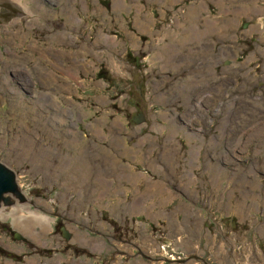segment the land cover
<instances>
[{
	"label": "rangeland",
	"instance_id": "374dc122",
	"mask_svg": "<svg viewBox=\"0 0 264 264\" xmlns=\"http://www.w3.org/2000/svg\"><path fill=\"white\" fill-rule=\"evenodd\" d=\"M44 1L50 6L41 13L30 12L11 25L0 20V79L7 78L9 83L0 86V158L17 170L28 198L0 210V264H28L31 259L40 264H98L97 249L86 248L91 242L83 240L87 239L85 235L94 240L113 238L116 252L128 251L131 244L136 247L134 256L125 255L123 263L105 257L104 264H131L137 258L142 264H147L144 258H153V264H180L168 259L182 258L171 245L184 246L180 241L183 238H194L196 242L191 243L196 248L199 243L202 264H218L221 258L226 260L224 264H233L229 261L231 249L242 258L240 264H264V0H127L138 1L142 6L138 11L135 5L133 10L129 5L119 7L115 0H85L88 9H84L82 0ZM66 1L78 10L80 25L66 23L61 13ZM3 9L0 6V11ZM136 15L143 22L141 28ZM208 21L216 22L217 29L207 32ZM164 24L166 27H161ZM100 28L109 38L106 34L102 40L97 38ZM62 30L73 41L57 40L52 47L49 37ZM199 31L201 37L195 39ZM177 38L186 42L181 45ZM190 38L195 45L199 41L198 45L187 42ZM164 42L169 43L168 48L158 49ZM66 44L83 52L79 50L74 56L65 53ZM53 48L61 51L54 53ZM136 58L140 59L138 63ZM152 63L153 69H158L152 74L155 85L167 78L161 91L170 97H164L162 102L166 104L161 105L152 99L155 92L153 97L148 96L156 119L151 116L150 129L145 131V121L131 122L132 113L126 104L132 99L136 102L132 110L138 113L136 106H140L148 115L147 104L139 96L142 85L138 75L141 67L145 70ZM104 64L110 82L116 77L118 84L95 83L101 81L99 69ZM185 69L193 74H189L190 82L180 98L179 90L174 89L179 81L172 73L179 71L174 75L182 73L184 80L188 77ZM101 96L108 100H99ZM61 108L69 109L67 115ZM162 112L165 117L159 116ZM117 118L122 126L114 124ZM89 124L106 136L97 137L90 132ZM144 135L146 141L140 147L138 139ZM117 137L125 139L126 148L117 145ZM211 137L214 142H210ZM139 147L141 150H137ZM112 162L121 163L119 173ZM128 165L132 173L127 171ZM116 175L122 178L121 184ZM128 179L136 180L134 186ZM159 182L174 193L171 202L162 196ZM146 183L152 189H146ZM247 190L257 193L245 201L242 198L239 206L237 200ZM179 195L182 202L177 205ZM17 206L28 215L43 218L49 230L43 228V222H33L32 236L29 234L27 240L16 238L15 230L21 229L11 214L21 216L13 212ZM144 208L149 211L141 210ZM106 209L118 216L102 221L100 213ZM28 215L26 220H31ZM171 220H176L177 229L189 230L187 236L174 231ZM130 224L136 227L129 230ZM60 226L71 231V238ZM204 228L207 233L196 238L194 233ZM110 230H118L113 233L117 238ZM167 236L173 243L162 249L153 242L166 241ZM124 242L128 243L126 247ZM218 244L226 246V258L219 254Z\"/></svg>",
	"mask_w": 264,
	"mask_h": 264
},
{
	"label": "flooded vegetation",
	"instance_id": "af4514ba",
	"mask_svg": "<svg viewBox=\"0 0 264 264\" xmlns=\"http://www.w3.org/2000/svg\"><path fill=\"white\" fill-rule=\"evenodd\" d=\"M42 1H44V0H42ZM44 7H47V5L46 6H44ZM140 17V16H139ZM141 19V18H140ZM178 19L179 20H182L179 16H178ZM1 20V19H0ZM1 23H4V21H1ZM6 24H8V23H6ZM161 27H166V24H164L163 26H161ZM157 30H160V29H157ZM165 35H170V33L169 32H167V31H165ZM177 35V34H176ZM193 37H195V39L196 38H199V37H201V36H199V35H197V36H193ZM192 37V38H193ZM177 40L180 42V44L182 45V44H184L186 41L183 39V38H177ZM187 42H189V43H191L192 42V44H193V46H196V45H198V43H199V41H198V43L195 45V42L196 41H194V40H192L191 38L190 39H188L187 40ZM164 45V47H166V48H168V45H169V43L168 42H164L163 43ZM170 44H171V42H170ZM215 49H216V46L214 47ZM130 54H132V53H130ZM191 60V59H190ZM136 61H137V63H138V61H140V59L139 58H136ZM184 62V61H183ZM194 65V64H193ZM111 66H112V70L113 71H118L117 69H114L113 68V65L111 64ZM191 68H194V67H191ZM152 69H153V67H152ZM184 68H182V69H180V70H183ZM215 69V68H214ZM100 71H102V75L100 76V78L99 79H101V82L102 83H104V84H108L109 86H113V85H116V84H118L119 83V79H116L115 80V78L116 77H112V79H111V82H110V78L106 75V73H108V69H106L105 68V64L104 65H102L101 66V68L99 69ZM216 70V69H215ZM139 71L141 72L138 76H140V80H141V89H140V92H141V95H139V96H141V97H143L144 98V100H145V102H146V104H147V111H148V115L146 114V111L145 110H143L140 106H136V109L138 110V113L135 111V110H132V105L134 106L135 104H136V102L134 103V101H132V99H131V101H130V103H129V105H127L126 104V107L129 109L128 111H129V113H132L131 114V116H130V119H131V122H133V120L136 122V120H137V122H141V121H145V124H146V129H145V131H148V129H150V127L148 126V124H149V122H150V119H151V116L153 117V118H155L156 119V116L155 115H153L152 114V101L148 98V96L149 95H151L152 94V97H153V95H154V92L156 93V96L154 97V98H152L154 101H156V102H158L159 104H161V105H165L166 103H164V102H162L163 100H161V101H159V100H157V98H159V94L154 90V89H159V91L160 92H162L161 91V88H164V82H160L159 83V86L156 84L155 85V81L153 80V73L154 72H156V69H153V71H150L149 69H148V65H147V67H146V69L144 70V67H141L140 69H139ZM117 74V73H116ZM157 74H159V73H157ZM171 74V73H170ZM169 74V75H170ZM160 77H161V74L159 75ZM159 77V78H160ZM132 78V77H131ZM131 78L129 77L128 79H127V81H130L131 80ZM136 79H137V77H135ZM113 81V82H112ZM177 81V80H176ZM174 84V83H173ZM135 88L136 87H133V92L135 93ZM149 92H151V93H149ZM133 98H135V100H136V97H133ZM106 100H108V99H106ZM121 103H122V101H121ZM139 104H143L142 102H139ZM116 106H117V110H119V113L121 114V112H122V110H120V101H118V102H116ZM163 109V108H162ZM137 114V115H136ZM159 115V114H158ZM160 117H165L164 115H162V114H160L159 115ZM81 129V128H80ZM83 131H84V129H83ZM165 141H166V139H165ZM173 190V189H172ZM94 191V190H93ZM168 193H169V191H168ZM168 193H166V195L168 194ZM170 193L172 194V196L170 197V199L168 200V201H172L171 199L172 198H174V193L172 192V191H170ZM183 195H186V194H184L183 193ZM182 202V199H181V196L179 195V202L177 203V205L178 204H180ZM184 203V202H183ZM168 203H166V205H167ZM184 204H186V203H184ZM200 209H198L197 211H194L193 210V212H198ZM110 212V210L109 209H106V212H104V213H100V219H102V221H111V218H116V216H118V214H110L109 213ZM86 214H87V212H86ZM144 214H146L145 212H144ZM11 215H13L14 216V220L16 219V220H18L19 218H21L22 216H20V215H18V218H17V216L16 215H14V214H11ZM147 215V214H146ZM134 217V216H133ZM23 218V220L25 219V216H23L22 217ZM52 218V217H51ZM53 219V218H52ZM203 220V219H202ZM19 221V220H18ZM174 221H176V220H171L170 221V223L172 224V229L174 230V231H178V232H182L183 233V235L184 236H187V232H189V230L188 231H184V229L182 228V229H177L175 226H174ZM105 222V223H106ZM185 222H186V219H185ZM19 223V222H18ZM17 224V223H16ZM133 226H135V225H129L128 226V228H129V230L133 227ZM136 227V226H135ZM137 227H138V225H137ZM191 227V226H190ZM141 229H140V231H142L143 230V228L142 227H140ZM60 229H61V231L63 232V234L67 237V238H71V232H70V230L68 229V228H66V226H60ZM67 231V233H65V230ZM191 229H193V228H191ZM111 231V230H110ZM109 231V233H111L112 234V236H114L115 238H117V235L116 234H113V233H117L118 232V230H113V231H111L110 232ZM19 234L20 235V237L19 236H17L16 234ZM207 232H206V229L204 228V230L203 231H201V232H195L194 234H195V237L196 238H201V237H203L205 234H206ZM14 235H15V237L16 238H22V239H24V240H27L29 237H27L24 233H22L20 230H18V229H16L15 230V232H14ZM226 235V234H225ZM85 237H86V235H85ZM105 236H102V238L100 239H97V240H94V239H92V237H89V236H87L86 238L87 239H89L88 240V242H95V243H97V245H96V247H94V246H90V245H88L86 248L87 249H90V248H95V249H97V253L99 254L98 255V260H97V262H98V264H104V262H105V259L107 258V257H109L110 259H113V260H115L116 258H117V261H119V259H120V261H121V263H123L124 262V260H122L124 257H126L125 255H129L130 257L129 258H131L132 256H134V249H136V247L134 246V244H131L130 245V248H128L129 250L128 251H125V250H122L121 252L120 251H115V249H117V247H115V244H114V242H113V238H110L109 236H108V238H106V239H103ZM191 240L192 241H194V242H196L195 240H194V238H183L182 240H180V241H183L182 242V245H184V246H179V245H171L172 246V248H173V250H174V252L176 253V254H178V255H182V258L180 257V256H176V257H170V259H168V261H174V262H177V263H180V264H186L187 262H190L191 264H202V261L200 260L201 259V254H200V252H201V249H200V247H199V243H196L198 246H197V248L196 247H193L192 246V243H191ZM215 240H217V238H215ZM177 241H179V240H175V242H177ZM155 244H156V246L157 247H159L160 249H162V247L163 246H165L166 244H172L173 243V240L171 239V237L170 236H167V240L166 241H163V240H161V241H153ZM184 242H188L187 244H184ZM144 243L146 244L147 242L146 241H144ZM123 244V247H126V245H128V243H126V242H124V243H122ZM236 245V244H235ZM234 245V246H235ZM189 246V247H188ZM101 247H102V249H101ZM108 247H111V250H105L106 248H108ZM232 248V247H231ZM190 249H196V251H194V252H190L189 250ZM219 249H221V252H219V254H222L225 258H226V255H227V253H226V246L224 245V244H218L217 245V250H219ZM218 252V251H217ZM217 252H216V255H217ZM106 257V258H105ZM158 258H164V257H162V256H160V257H158ZM214 259L215 260V256H214V254H212V257H211V259ZM152 259L153 258H144V260L145 261H147V264H149V262H150V264H153V261H152ZM242 258H240V257H238V255H237V253H236V251L235 250H232L231 249V251H230V253H229V261H232L233 260V264H240V260H241ZM149 261V262H148ZM28 264H31L30 263V261H28L27 262ZM129 263H131V264H142L140 261H138V258L137 259H132ZM217 263L218 264H224V263H226V260H224L223 258H221V259H219L218 261H217ZM105 264H109V263H105ZM112 264H115V263H112Z\"/></svg>",
	"mask_w": 264,
	"mask_h": 264
},
{
	"label": "bare ground",
	"instance_id": "6f19581e",
	"mask_svg": "<svg viewBox=\"0 0 264 264\" xmlns=\"http://www.w3.org/2000/svg\"><path fill=\"white\" fill-rule=\"evenodd\" d=\"M14 1H16V2H18L19 1V4H20V7L22 6V9L24 10V11H26V14H28V13H30V12H37L38 10H40V13L42 12V10H43V8H44V6H46L47 5V7H49L50 5H48L47 3H46V1H42V0H38V1H36V2H33V3H28V2H26L25 0H14ZM35 1V0H34ZM70 2V1H69ZM68 1H66V4L67 5H62L63 6V8L61 9V13L63 14V15H65L66 16V18H67V22L66 23H68V24H70L71 26L73 25V24H75V23H77L78 25H80L81 24V18H80V16H79V14H78V10L75 8V6H74V4H72V2H71V4L69 3ZM76 2V1H75ZM84 2H85V0H84ZM30 4H34L33 6H30ZM51 4V3H50ZM54 5V4H53ZM115 5H118L119 7H121V6H127V4L124 2V1H122V0H115ZM133 5H137V11H138V7H142L140 4H138V2H134V3H130L129 4V7L131 8ZM55 6V5H54ZM87 7H88V5H86L85 6V8L87 9ZM101 7V6H100ZM128 7V6H127ZM128 7V8H129ZM128 8H126V9H128ZM191 9V8H190ZM250 9V8H249ZM248 9V10H249ZM256 9V8H255ZM46 10H49L48 8H46ZM263 10V9H262ZM258 11V10H257ZM191 12V11H190ZM39 13V14H40ZM136 13H138V12H136ZM25 14V15H26ZM31 14V13H30ZM24 15V16H25ZM190 15V14H189ZM36 18V17H35ZM34 18V19H35ZM136 18H137V15H136ZM125 19V18H124ZM31 20V19H30ZM18 21H20V17H17V18H13L11 21H9L8 22V25L10 24H13L14 22L15 23H17ZM33 21V20H32ZM35 22V21H34ZM191 23V22H190ZM20 24V23H19ZM28 24H30V22H28ZM136 24L138 25V27L139 28H141L142 27V25H143V22H142V20L140 19V17H138L137 18V20H136ZM193 25V24H192ZM12 27V26H11ZM217 23L216 22H210V21H208L207 22V27H206V31L208 32L209 30H216L217 29ZM22 28H23V26H22ZM17 29V28H16ZM25 29V28H24ZM146 29V28H145ZM199 30V29H198ZM219 30V29H218ZM145 31V30H144ZM193 31V30H192ZM206 31H204V32H206ZM28 33V32H27ZM108 36V34L107 33H105L104 31H103V29L102 28H100L99 29V35L97 36V38L98 39H104L103 37L104 36H106V35ZM19 35V34H18ZM29 35V34H28ZM197 35H201L200 34V31L197 33V34H195L194 36H197ZM7 36V35H6ZM10 36V35H9ZM25 36V35H24ZM236 36V35H235ZM111 37V36H110ZM108 38H109V36H108ZM132 38V37H131ZM49 41H51V43H50V45L53 47H56V44H57V40H59V41H62V42H64V41H66V42H72L73 41V38H72V36H67L65 33H64V31L62 30V31H60V32H56V33H54L53 35H51L50 37H49V39H48ZM104 43H106L107 41L105 40V41H103ZM22 43V42H21ZM35 43V42H34ZM41 43V42H40ZM108 44V43H107ZM112 44V43H111ZM35 45V44H34ZM30 46V45H29ZM65 47H67L66 49H64V52L65 53H69V54H71L72 56H74L73 54H76V55H78L79 54V50H81L82 52H83V49H73L72 47H70V46H68L67 44L66 45H64ZM63 46V47H64ZM39 47V46H38ZM41 48H42V46H41ZM164 49L165 47L164 46H162L161 48L158 46V49ZM32 49H33V47H32ZM44 49V48H43ZM47 49V48H46ZM35 50H36V48H35ZM52 50H54V53H59L60 51H58L57 49H51V51ZM40 51V50H39ZM73 51H75V52H73ZM162 51V50H161ZM45 52V51H44ZM48 52V51H47ZM43 53V52H42ZM44 54V53H43ZM75 55V56H76ZM170 55V54H169ZM46 56V55H45ZM42 57V56H41ZM70 57V56H69ZM165 57V56H164ZM172 57V56H171ZM170 59V58H169ZM170 61V60H169ZM174 61V60H173ZM115 62V61H114ZM167 62V61H166ZM88 63V62H87ZM86 63V64H87ZM149 63V62H148ZM168 63V62H167ZM170 63V62H169ZM181 63H183V61L181 62ZM200 64V63H199ZM120 65V64H119ZM157 65V64H156ZM167 65V64H166ZM198 65V64H197ZM159 66V65H158ZM170 66V65H169ZM179 66V65H178ZM152 67L154 68V65H153V63L152 64H148V69L150 70V71H153V69H152ZM164 68V67H163ZM214 68V67H213ZM169 69V68H168ZM163 70V69H162ZM165 70V69H164ZM88 71V70H87ZM158 71V69H156V72ZM173 71V70H172ZM179 71H182V70H179ZM179 71H173V76L177 79V81H179V82H176L175 84H174V86H177V87H175L174 89H176L177 88V90H179L178 91V94H180V98H182V96H184L185 94H183L182 95V92H183V90L184 89H187V85L189 84V82H190V75L189 74H193V72L191 71V70H188V69H185V71L187 72V75H188V78L187 79H184V80H182L184 77L183 76H180V75H182V73H179V75H174V72H179ZM1 73V72H0ZM66 73H67V71H66ZM117 74H119L120 72L119 71H117L116 72ZM87 74V73H86ZM172 74H170V75H172ZM23 75V74H22ZM21 75V76H22ZM24 75H25V73H24ZM200 75H204L203 74V72H200ZM28 76V75H27ZM162 76V75H161ZM216 76V74H215V69L213 70V74H212V77H215ZM70 78H73V76H69ZM0 78H1V76H0ZM22 78V77H21ZM25 78V77H24ZM75 78V77H74ZM7 79V78H6ZM6 79L5 80H2V79H0V86H2V88H4V87H7L8 86V82L6 81ZM163 80H164V83H165V81H166V79L167 78H162ZM25 80V79H24ZM189 80V81H188ZM97 81H99V80H96L95 81V83L96 84H101L100 82L101 81H99V82H97ZM187 81H188V83H187ZM17 82L19 83V81L17 80ZM20 84V83H19ZM11 85V84H10ZM18 85V84H17ZM11 87V86H10ZM8 89H9V87H8ZM11 89V88H10ZM29 90H31V89H29ZM7 91V90H6ZM155 91L159 94L158 96H159V98H157V100H159V101H161V100H164L163 98L164 97H167L168 98V96L170 97V95H168V94H165L163 91L162 92H160L159 91V89H155ZM12 92V91H11ZM19 92V91H18ZM2 96V95H1ZM15 97V96H14ZM18 97V96H17ZM43 98V97H42ZM101 99H99V100H102V101H106V96H101L100 97ZM3 99V98H2ZM19 99V98H18ZM36 99V98H35ZM161 99V100H160ZM28 100H30V99H28ZM37 100V99H36ZM23 101V100H22ZM21 101V102H22ZM31 101V100H30ZM33 101V100H32ZM134 101V100H133ZM41 102V101H40ZM26 103V102H25ZM34 103V102H33ZM32 103V104H33ZM38 103V102H37ZM37 103H36V105H37ZM42 103V102H41ZM21 104V103H20ZM20 104H17V105H20ZM40 105L41 104H39V107H40ZM48 105H49V103H48ZM60 105V104H59ZM45 106V105H44ZM56 107V106H55ZM49 108V107H48ZM61 110H63V113L64 114H66L67 115V112H66V110L68 111L69 109L68 108H64V109H62L61 108ZM30 111V110H29ZM57 112V111H56ZM59 112V111H58ZM208 112V111H207ZM55 113V112H54ZM162 114H164V112H162ZM164 116H166V114H164ZM34 117V116H33ZM66 117V116H65ZM17 119V118H16ZM20 119V118H19ZM224 120V119H223ZM222 120V121H223ZM45 122V121H44ZM136 122H137V120H136ZM224 122H226V121H224ZM58 124V123H57ZM114 124H116V125H118V124H120L121 126H122V124H123V122L119 119V118H117V119H115L114 120ZM38 125V124H37ZM55 126V125H54ZM62 126V125H61ZM90 128H89V130H90V132H95V134L97 135V137H99V135L100 134H102V133H100L99 132V128L98 129H92V127H91V124H89L88 125ZM63 127V126H62ZM76 127V126H75ZM97 127H99V126H96L95 128H97ZM120 127V126H119ZM63 129V128H62ZM61 129V130H62ZM56 130V129H55ZM261 130V129H260ZM68 131V130H67ZM215 131V130H214ZM253 131V130H252ZM66 132V131H65ZM78 132V131H77ZM173 132V131H172ZM256 132H257V130H256ZM59 133V132H58ZM68 133V132H67ZM252 133V132H251ZM258 133V132H257ZM51 134V133H50ZM61 134V133H60ZM65 134V133H64ZM134 134H135V132H134ZM172 134V133H171ZM19 135V134H18ZM103 135V134H102ZM252 135V134H251ZM264 135V134H263ZM262 135V136H263ZM48 136V135H47ZM63 136V135H62ZM74 136V135H73ZM103 136H106V135H103ZM54 137V136H53ZM59 137V136H58ZM65 137V136H64ZM80 137V136H79ZM259 137V136H258ZM257 137V138H258ZM60 138V137H59ZM74 138V137H73ZM103 138H105V137H103ZM112 138V137H111ZM190 138H192V137H190ZM217 138V137H216ZM57 139V138H56ZM146 139V136L144 135V136H140V138L138 139V144H139V146L141 147L144 143H145V140ZM211 139H212V137L210 138V142H214V141H211ZM256 139V138H255ZM69 139H67V141H68ZM119 144H117L116 142V144L118 145V146H120L121 148H126V144H125V139L124 140H122L121 141V137H117L116 139H115ZM236 140V139H235ZM208 141V140H207ZM248 141V140H247ZM258 141V140H257ZM263 141V140H262ZM79 142V141H78ZM112 142V141H111ZM114 142V141H113ZM215 142H217V141H215ZM255 142V141H254ZM34 143V142H33ZM66 143V142H65ZM64 143V144H65ZM148 143H150V142H148ZM236 143V142H235ZM245 142H243L242 144H244ZM212 144V143H211ZM46 145V144H45ZM69 145V144H68ZM113 147H114V145L113 144H111ZM168 145V144H167ZM216 145V144H215ZM219 145V144H218ZM247 145V144H246ZM71 146V145H70ZM212 146V145H211ZM256 146V145H255ZM258 146V145H257ZM44 147V146H43ZM49 147H51V146H49ZM116 147V146H115ZM114 147V148H115ZM140 147L137 149V150H141L140 149ZM164 147H165V145H164ZM163 147V148H164ZM195 147H196V145H195ZM47 148V147H46ZM58 148V147H57ZM76 148V147H75ZM175 148V147H174ZM206 148V147H205ZM234 148V147H233ZM245 148V147H244ZM51 149V148H50ZM84 149V148H83ZM93 149V148H92ZM104 149V148H103ZM102 149V150H103ZM53 150V149H52ZM90 150V149H89ZM173 150V149H172ZM45 151V150H44ZM80 151H82V150H80ZM96 151V150H95ZM180 151V150H179ZM178 151V152H179ZM206 151V150H205ZM47 152V151H46ZM61 152V151H60ZM91 152V151H90ZM109 152V151H108ZM134 152H136V151H133V153ZM167 152V151H166ZM171 152V151H170ZM196 152H198V151H196ZM195 152V153H196ZM234 152V151H233ZM127 153V152H126ZM125 153V154H126ZM132 153V154H133ZM200 153V152H199ZM198 153V154H199ZM59 154V153H58ZM86 154V153H85ZM163 154V153H162ZM180 154V153H179ZM193 154V153H192ZM205 154V153H204ZM48 155V154H47ZM74 155V154H73ZM134 155V154H133ZM133 155H132V157H133ZM147 155H148V153H147ZM168 155V154H167ZM166 155V156H167ZM182 155V154H181ZM206 155V154H205ZM60 156V155H59ZM72 156V155H71ZM102 156H104V155H102ZM178 156V155H177ZM228 156V155H227ZM50 157V156H49ZM135 157V156H134ZM138 157V156H137ZM164 157V156H163ZM190 157V156H189ZM82 158V157H81ZM104 158H107L106 156L104 157ZM113 158V157H112ZM111 158V159H112ZM175 158V157H174ZM53 159V158H52ZM115 158H113V160H114ZM165 159V158H164ZM60 160V159H59ZM64 160V159H63ZM70 160V159H69ZM81 160V159H80ZM103 160V159H102ZM108 160V159H107ZM161 160H162V158H161ZM210 160V159H209ZM223 160V159H222ZM86 161V160H85ZM90 161V160H89ZM117 161V160H116ZM143 161V160H142ZM164 161V160H163ZM189 161V160H188ZM46 162V161H45ZM96 162V161H95ZM145 162V161H144ZM194 163V162H193ZM76 164V163H75ZM129 164V163H128ZM172 164V163H171ZM174 164V163H173ZM190 164V163H189ZM197 164V163H196ZM256 164V163H255ZM70 165V164H69ZM167 165H168V163H167ZM192 165V164H191ZM198 165V164H197ZM258 165V164H257ZM54 166V165H53ZM112 166H113V169L114 170H116L115 172H118L119 173V170H118V167L120 168L121 167V163H118V165L116 164V163H114V162H112ZM155 166V165H154ZM173 165H171V167H172ZM260 166V165H259ZM83 167V166H82ZM108 167H109V164H108ZM156 167V166H155ZM170 167V166H169ZM191 167V166H190ZM222 167V166H221ZM256 167H258V166H256ZM91 168V167H90ZM127 171L128 172H131L132 173V167L130 166V165H128L127 167ZM152 168V167H151ZM154 168V167H153ZM163 168V167H162ZM208 168V167H207ZM211 168V167H210ZM253 168V167H252ZM72 169V168H71ZM75 169V168H74ZM112 169V170H113ZM124 169V168H123ZM155 169V168H154ZM173 169V168H172ZM222 169V168H221ZM48 170V169H47ZM73 170V169H72ZM94 170V169H93ZM157 170V169H156ZM174 170V169H173ZM54 171V170H53ZM70 171V170H69ZM98 171V170H97ZM162 171V170H161ZM175 171V170H174ZM188 171V170H187ZM221 171V170H220ZM77 172V171H76ZM91 172V171H90ZM177 172V171H176ZM97 173V172H96ZM121 173V172H120ZM125 173V172H124ZM158 173V172H157ZM176 174V173H175ZM65 175V174H64ZM76 175V174H75ZM97 175V174H96ZM135 175H137V174H135ZM194 175V174H193ZM217 175H219V174H217ZM255 175V174H254ZM258 175V174H257ZM85 176V175H84ZM83 176V177H84ZM102 176V175H101ZM113 176H115L114 174H113ZM117 177H118V175H116ZM138 176V175H137ZM136 176V177H137ZM196 176V175H195ZM220 176V175H219ZM219 176H218V178H219ZM238 176V175H237ZM112 177V176H111ZM191 177V176H190ZM213 177V176H212ZM124 178V177H123ZM131 178V177H130ZM194 178V177H193ZM240 178V177H239ZM257 178V177H256ZM255 178V179H256ZM91 179V178H90ZM89 179V180H90ZM119 179H122L121 177H118L117 178V183H120V180ZM216 179V178H215ZM231 179V178H230ZM252 179H254V178H252ZM51 180V179H50ZM66 180V179H65ZM95 180V179H94ZM103 180V179H102ZM136 180H138L137 178H136ZM136 180H134V181H131L130 179H128V182L129 183H132L133 184V186H134V182H136ZM214 180V179H213ZM217 180V179H216ZM259 180V179H258ZM58 181V180H57ZM64 181V180H63ZM114 181V179H112L111 180V184H112V182ZM246 181V180H245ZM99 182V181H98ZM147 182H148V178H147ZM186 182V181H185ZM192 182V181H191ZM212 182V181H211ZM214 182H215V180H214ZM259 182V181H258ZM75 183V182H74ZM77 183V182H76ZM75 183V184H76ZM108 183V182H107ZM125 182H122V184H124ZM152 183V182H151ZM156 183V182H155ZM241 183V182H240ZM260 183V182H259ZM70 184V183H69ZM93 184V183H92ZM121 184V183H120ZM147 184V183H146ZM249 184V183H248ZM49 185V184H48ZM72 185V184H71ZM81 185V184H80ZM106 185V184H105ZM109 185V184H108ZM187 185V184H186ZM213 185V184H212ZM229 185V184H228ZM244 185V184H243ZM87 186V185H86ZM101 186H104V185H101ZM120 186V185H119ZM155 186V185H154ZM159 186H160V188L162 189V192L164 191V194L162 195V196H165V199L166 200H169L170 199V197L172 196V194L169 192L168 193V190H167V186H166V184L164 183H160L159 182ZM180 186V185H179ZM217 186H218V184H217ZM236 186V185H235ZM256 186V185H255ZM260 186V185H259ZM78 187V186H77ZM89 187V186H88ZM182 187V186H181ZM248 187V186H247ZM251 187H253V186H251ZM80 188V187H79ZM103 188H105V187H103ZM145 188V187H144ZM159 188V189H160ZM191 188V187H190ZM190 188H188V189H190ZM194 188V187H193ZM227 188V187H226ZM138 189H139V191H140V188L138 187ZM146 189H152V186H151V184L149 185V184H147V188ZM158 189V188H157ZM157 189H154V190H156L157 191ZM184 189H185V187H184ZM214 189V188H213ZM219 189V188H218ZM241 189V188H240ZM88 190V189H87ZM94 189H92V191H93ZM104 190V189H103ZM115 190H116V188H115ZM187 190V189H186ZM263 190V189H262ZM74 191V190H73ZM77 191V190H76ZM121 191V190H120ZM148 191V190H147ZM146 191V192H147ZM231 191H233V190H231ZM243 191V190H242ZM264 191V190H263ZM75 192V191H74ZM78 192V191H77ZM121 192H123V191H121ZM120 192V193H121ZM235 192V191H234ZM233 192V193H234ZM119 193V192H118ZM135 193V192H134ZM160 193V192H159ZM166 193H168L167 195H165ZM195 193V192H194ZM256 191H250V190H247V191H245V192H242V195H241V201H242V198H250V196L251 195H256ZM261 193V192H260ZM80 194V193H79ZM106 194V193H105ZM116 194V193H115ZM144 194H146V193H144ZM157 194V193H156ZM200 194V191H197V193H196V195H199ZM224 194V193H223ZM259 194V193H258ZM158 195V194H157ZM238 195V194H237ZM136 196V195H135ZM161 196V197H162ZM91 197V196H90ZM197 197V196H196ZM141 198V197H140ZM210 198V197H209ZM255 198V197H254ZM28 199V198H27ZM26 199V200H27ZM148 199V198H147ZM236 199V198H235ZM234 199V200H235ZM17 200H19V199H17ZM88 200V199H87ZM138 200H139V198H138ZM152 200V199H151ZM156 200V199H155ZM163 200V199H162ZM229 200V199H228ZM253 200V199H252ZM64 201V200H63ZM140 201V200H139ZM138 201V202H139ZM153 201V200H152ZM238 201V202H237ZM236 202H237V204L239 205V206H242V202L238 199ZM250 201V200H249ZM257 201V200H256ZM163 202V201H162ZM65 203V202H64ZM231 203V202H230ZM248 203V202H247ZM261 203V202H260ZM12 204H14V203H12ZM12 204H6V205H4V206H7V205H12ZM142 204V203H141ZM245 204V203H244ZM137 205V204H136ZM139 205V204H138ZM158 205V204H157ZM230 205V204H229ZM246 205V204H245ZM4 206L2 207V208H4ZM145 206V205H144ZM247 206V205H246ZM255 206V205H254ZM256 206H257V204H256ZM259 206V205H258ZM10 207V206H9ZM18 207V206H17ZM135 207V206H134ZM128 208V207H127ZM132 208V207H131ZM28 209V208H27ZM130 209V208H129ZM133 209V208H132ZM137 209V208H136ZM150 209V208H149ZM245 209V208H244ZM135 210V209H134ZM141 210H145L146 211V213L149 211V210H146L145 208L144 209H141ZM247 210V209H246ZM131 211V210H130ZM13 212H15V213H19V214H21V216L23 217V216H25V215H28L27 213H25V211H22V209L21 208H13ZM139 212V211H138ZM157 212V211H156ZM160 212H161V210H160ZM249 212V211H248ZM135 213V212H134ZM136 214V213H135ZM188 214H190V213H188ZM39 214H37V216H38ZM162 215V214H161ZM19 218L18 220H17V222H19V223H17V225H18V227L21 229V231H30V232H27L25 235L28 237V235L30 234L31 235V233H33V228H34V226L32 225V223L33 222H43V218H42V220H41V218H36L35 216H32V215H28V217H30L31 218V220H26V217H25V219L23 220V218ZM33 218H35V219H33ZM25 222V223H22V222ZM31 221V222H30ZM45 225L43 226V228H47L46 230H49V224L48 223H46V222H43ZM71 232V231H70ZM23 233V232H22ZM32 236V235H31ZM78 237V236H77ZM75 238V237H74ZM86 238V237H85ZM83 239V238H82ZM103 239H106L105 237L103 238ZM72 240H74V239H72ZM84 241H86V242H88V240L89 239H83ZM44 242V241H43ZM188 242H184V244H187ZM91 245L92 246H94V247H96V245H97V243H95V242H91ZM90 257V256H89ZM91 258V257H90ZM30 263L31 264H35V263H38V264H40L39 262H37V261H34L33 259H31L30 260Z\"/></svg>",
	"mask_w": 264,
	"mask_h": 264
},
{
	"label": "water",
	"instance_id": "95a60500",
	"mask_svg": "<svg viewBox=\"0 0 264 264\" xmlns=\"http://www.w3.org/2000/svg\"><path fill=\"white\" fill-rule=\"evenodd\" d=\"M0 6L4 8L0 11V19L4 22H9L13 18L23 17L26 14L22 6L20 7L19 1L0 0ZM17 199L19 201H25L27 199L20 184L18 172L14 167L0 158V210L4 205L12 204ZM239 200L241 201V199ZM65 233H67L66 230ZM16 235L20 237L18 233Z\"/></svg>",
	"mask_w": 264,
	"mask_h": 264
},
{
	"label": "crops",
	"instance_id": "0c3cea01",
	"mask_svg": "<svg viewBox=\"0 0 264 264\" xmlns=\"http://www.w3.org/2000/svg\"><path fill=\"white\" fill-rule=\"evenodd\" d=\"M123 1L127 4V6L130 4V3L127 2V0H123ZM158 1L163 2V0H158ZM82 2H83V7H84V9H86L85 6H86L87 4L84 3V0H82ZM85 2H87V1H85ZM137 2H138V1H137ZM133 3H134V2H133ZM131 4H132V2H131ZM138 4H139V2H138ZM135 6L137 7V5H135ZM87 9H88V7H87ZM130 10H133V9L131 8ZM136 12H137V11H136ZM135 18H136V16H135ZM187 78H188V77H187ZM187 78H186V79H187Z\"/></svg>",
	"mask_w": 264,
	"mask_h": 264
}]
</instances>
